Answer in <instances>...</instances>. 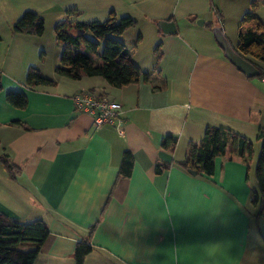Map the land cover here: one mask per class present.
Returning <instances> with one entry per match:
<instances>
[{"label":"crops","instance_id":"0c3cea01","mask_svg":"<svg viewBox=\"0 0 264 264\" xmlns=\"http://www.w3.org/2000/svg\"><path fill=\"white\" fill-rule=\"evenodd\" d=\"M252 1L0 0V156L21 170L12 180L0 163V213L23 222L42 220L48 228L50 239L34 264H76L75 246L94 224L93 249L83 264H264L252 244L256 224L264 248V212L257 209L264 202L250 203L258 190L254 141L264 129V80L237 70L206 26L222 27L236 50L240 21ZM255 1L264 23V0ZM67 10L78 11L73 19L84 22L105 21L115 11L141 23V42H122L149 80L113 88L101 77L58 76L61 49L53 33L48 41L45 32L13 33L25 12L42 15L53 27ZM161 21L173 22L176 33L163 34ZM46 64L53 65L52 74L43 72ZM30 67L56 86L28 88ZM10 91L25 93L28 106L8 104ZM83 91L123 106V135L115 125L95 128L91 115L75 112L73 97ZM209 126L248 138L254 158L247 164L218 157L210 178L180 169L175 162ZM167 135L178 144L170 168L157 174ZM126 150L134 156L132 174L118 179Z\"/></svg>","mask_w":264,"mask_h":264},{"label":"trees","instance_id":"16d2710c","mask_svg":"<svg viewBox=\"0 0 264 264\" xmlns=\"http://www.w3.org/2000/svg\"><path fill=\"white\" fill-rule=\"evenodd\" d=\"M258 3L251 2L250 10L240 21L236 53L252 64L259 75L250 77L252 80H264V23L256 16ZM211 10L221 20L222 14L215 4L211 3ZM65 18L53 26L55 40L61 49L60 66L55 68L58 76L72 80L84 77H101L113 88H123L130 84L142 81L147 82L149 74L143 73L130 56V51L117 37L124 35L136 26V21L129 16H119L112 11L105 21L84 22L75 20L80 13L75 10L64 12ZM221 22V21H220ZM214 23L206 26L213 30ZM45 32V22L42 15L34 12H25L13 26L14 34L42 36ZM142 40L138 34L135 45ZM156 64L158 65L162 52L161 44L154 49ZM25 85L30 88L40 86L55 87L56 82L45 78L35 67L28 69ZM2 91L0 79V92ZM100 98L104 96L99 95ZM6 101L12 107L25 109L28 106V97L23 92L10 91L6 94ZM260 142V153L255 162V177L257 191H252L251 205L258 206L264 202V129L257 136ZM178 144L176 136L167 135L161 142V149L173 154ZM254 145L245 136L226 127H207L200 142H190L182 161L175 164L190 175L212 177L215 171L214 161L218 157L225 160H238L249 164L254 158ZM0 163L4 165L10 179L16 180L20 168L12 164L7 155L0 156ZM134 166L133 154L123 152L119 164L118 179H128ZM170 164H158L157 174H162L170 168ZM109 203L107 199L104 209ZM260 213L264 208L260 207ZM97 228V224L89 227L88 236L75 246L74 258L76 264H83L93 247L90 239ZM50 239V232L42 220L23 222L9 218L0 213V264H34ZM264 245V236H262Z\"/></svg>","mask_w":264,"mask_h":264},{"label":"built area","instance_id":"2783aa9c","mask_svg":"<svg viewBox=\"0 0 264 264\" xmlns=\"http://www.w3.org/2000/svg\"><path fill=\"white\" fill-rule=\"evenodd\" d=\"M73 101L75 112L91 115L95 128L104 125H115L118 133L120 135L124 134L122 120L124 108L120 103L105 97L100 98L98 94L92 91H83L74 95Z\"/></svg>","mask_w":264,"mask_h":264},{"label":"water","instance_id":"95a60500","mask_svg":"<svg viewBox=\"0 0 264 264\" xmlns=\"http://www.w3.org/2000/svg\"><path fill=\"white\" fill-rule=\"evenodd\" d=\"M198 23L200 24V22ZM158 27L162 30L163 34L176 33V26L173 22L161 21L158 23ZM213 33L218 45L224 52V56L236 67L237 70L248 78L259 75V71L252 64L236 53L229 40L226 38L222 27H214ZM158 157L165 163H171L173 160L172 155L164 150L159 151ZM192 174L195 173L192 172Z\"/></svg>","mask_w":264,"mask_h":264},{"label":"rangeland","instance_id":"374dc122","mask_svg":"<svg viewBox=\"0 0 264 264\" xmlns=\"http://www.w3.org/2000/svg\"><path fill=\"white\" fill-rule=\"evenodd\" d=\"M141 23H139L138 26H135L133 28H131L129 31H127L124 35L120 36V37H117L118 40L122 41V40H125V39H131L134 43L135 41V38L138 34H141ZM45 33L46 35V41L53 39L50 34L53 36L54 32H53V27L52 25H50L49 23L47 25H45ZM48 33V34H47ZM53 33V34H52ZM54 48V46H53ZM52 47L50 48V53H49V57L51 56V58L55 55V50L53 49ZM45 73H49V74H52L53 72V65L51 64H46V67H45V70L43 71ZM57 75V74H56ZM254 144H255V150H256V156L259 155L260 153V142L258 141H254ZM0 169H2V165H0ZM260 205L258 206L257 209H260ZM264 207V205H263ZM262 233H264V229L262 231ZM252 244L255 245V248H257L258 250L261 251L260 253V258H261V261L264 262V248L262 247V243H261V238H260V235H259V231H257V226L256 224H254L253 226V229H252Z\"/></svg>","mask_w":264,"mask_h":264}]
</instances>
